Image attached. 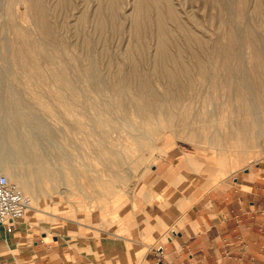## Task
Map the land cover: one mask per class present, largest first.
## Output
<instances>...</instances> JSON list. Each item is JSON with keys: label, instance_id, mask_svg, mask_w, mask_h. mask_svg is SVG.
Listing matches in <instances>:
<instances>
[{"label": "rangeland", "instance_id": "rangeland-1", "mask_svg": "<svg viewBox=\"0 0 264 264\" xmlns=\"http://www.w3.org/2000/svg\"><path fill=\"white\" fill-rule=\"evenodd\" d=\"M32 1L0 0V51L9 48L0 52V115L11 114L6 127L30 132L35 143L22 148L25 161L9 157L41 190L47 211H30L29 226L80 237L114 229L133 215V196L145 192L165 139L183 142L197 180L262 164L264 133L255 147L228 133L255 114L264 120V0ZM17 43L37 66L5 70L23 63L2 55ZM146 83L177 98L165 99L151 137L153 125L140 128L134 114ZM52 175L63 177L53 183Z\"/></svg>", "mask_w": 264, "mask_h": 264}, {"label": "crops", "instance_id": "crops-1", "mask_svg": "<svg viewBox=\"0 0 264 264\" xmlns=\"http://www.w3.org/2000/svg\"><path fill=\"white\" fill-rule=\"evenodd\" d=\"M187 159L165 139L138 210L104 235L0 224V264H264V161L208 181Z\"/></svg>", "mask_w": 264, "mask_h": 264}, {"label": "bare ground", "instance_id": "bare-ground-1", "mask_svg": "<svg viewBox=\"0 0 264 264\" xmlns=\"http://www.w3.org/2000/svg\"><path fill=\"white\" fill-rule=\"evenodd\" d=\"M5 2V0H2ZM30 1V6L33 4L32 0H28ZM112 2V1H111ZM4 4V3H3ZM113 4V3H112ZM3 10V8H2ZM4 16V14H3ZM4 18V17H3ZM98 22H100V18H99V14H98ZM5 25V24H4ZM5 36H7L5 34ZM4 38V35H3ZM19 38V36H18ZM6 42H7V38L5 37ZM24 42L27 41V43L29 44V47L26 50H32L33 48L30 46L31 42L25 38L23 36V38H21ZM34 43H36V49L35 50H39V51H45L43 47H41L40 45H37L38 40H32ZM26 43V44H27ZM18 45H16L14 50H11V53L8 54L6 52V54H2L6 56H10L13 58L14 62H18L17 60H21L20 57L23 56V63L18 62V66L12 64L11 62H8V65L5 66V70H9V69H13V68H21V66H26V67H32L34 64L36 65L35 62V56L34 54H25V55H20L21 52V46L19 43H17ZM25 43L22 45H26ZM7 45V44H6ZM4 45L3 49L1 51H8L9 48ZM9 46V44H8ZM39 48V49H38ZM1 49V47H0ZM0 51V52H1ZM2 53V52H1ZM43 56H48L49 59L51 58L49 55H43ZM7 61H9V59L7 58ZM32 62V64H31ZM34 62V63H33ZM92 64V63H91ZM93 65V64H92ZM37 66V65H36ZM1 70V69H0ZM99 71V70H98ZM100 75V74H99ZM172 79V77H171ZM102 81V80H101ZM95 83V82H94ZM171 83V82H170ZM173 83V82H172ZM104 85V84H103ZM100 88V86H99ZM146 88V90H143V88H139L138 89V97L142 98V102L139 103H135L136 108L134 111V114L141 117L140 122L137 124L140 128H142L144 126V124H152L153 127L148 131L150 133L149 137H151V135L156 134L158 132V130H160L158 128V126H154L157 125L159 119L157 116H160L163 114V105L165 102V99H168L170 101H174L177 100L176 96H174L173 94L167 96V97H160L159 94L155 93L152 88L150 87V84L146 83V86L144 87ZM3 108V106H2ZM97 108V113H99L100 111H103L102 106L101 107H96ZM255 113V112H254ZM257 113V112H256ZM12 115L9 113H2L0 115V173L6 175L8 178L13 179L15 181V183L17 184V186L19 187V189L21 190V192H23L24 194L28 195L31 198V206L30 208L26 211V214L24 216V218H28L29 212L30 211H42V212H47L45 211L41 206H39V199L41 198V190L36 187V183L35 182H31L28 180L27 176L23 173V170L20 169V165L14 164L11 165V163H14V160L10 159L9 155L11 154H17V159L18 160H23L24 159H28L27 156L24 155V153L22 152L23 149L22 148H27L30 147L32 145H35V143L32 141V134H30V132H28L27 134L24 135V137H21L18 135V133L15 131V127L13 126L12 128H10L9 126L6 127V123H8V120L10 119ZM260 116V115H258ZM258 116L255 117L252 116V122H250V124L248 123H244L241 122L240 124L235 125V127L233 126L231 129V132L228 133V137L229 138H234L235 137V133L237 134L240 133V135L242 136V138L244 139L245 137L247 138L246 140H244V144H247L248 147H250V145L252 144V146L257 145L256 144V139L258 137L263 136L264 133V124L262 123L263 121H260ZM100 120V127L102 130V134L98 137L97 142L98 143H102L105 140V131L103 129V126L105 125L107 121L106 117H103ZM115 124H112V126H114ZM133 127V123L130 124ZM257 127V129L253 130V127ZM129 129V128H128ZM91 131H93V129H90ZM229 132V131H228ZM34 139V138H33ZM11 140L12 141V145L14 147V152L13 150L9 149L8 147V141ZM8 144V145H7ZM255 147V146H254ZM26 151V150H25ZM26 153V152H25ZM38 160H42L40 158V156H38ZM41 170H46V168L41 165L40 166ZM26 170V169H25ZM27 171V170H26ZM28 172V171H27ZM54 181L53 183H57L59 179H61L63 176L61 175H52L51 176ZM111 185V184H110ZM113 186V185H112ZM108 188V187H107ZM112 188V187H110ZM59 192L62 194H67V189H59ZM49 215L51 216V220H55L57 219L56 217V213L54 212H48ZM34 220H40V218H38L37 216H34L33 218ZM42 219V218H41ZM32 222V221H31Z\"/></svg>", "mask_w": 264, "mask_h": 264}, {"label": "built area", "instance_id": "built-area-1", "mask_svg": "<svg viewBox=\"0 0 264 264\" xmlns=\"http://www.w3.org/2000/svg\"><path fill=\"white\" fill-rule=\"evenodd\" d=\"M31 206V198L0 173V224L11 231ZM159 253V252H158Z\"/></svg>", "mask_w": 264, "mask_h": 264}]
</instances>
